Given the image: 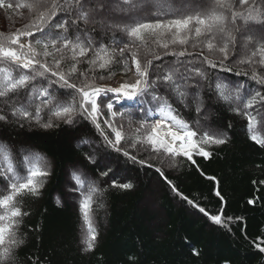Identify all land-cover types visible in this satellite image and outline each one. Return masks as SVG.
<instances>
[{
  "label": "trees",
  "instance_id": "1",
  "mask_svg": "<svg viewBox=\"0 0 264 264\" xmlns=\"http://www.w3.org/2000/svg\"><path fill=\"white\" fill-rule=\"evenodd\" d=\"M163 1L170 3L169 0ZM32 2L34 0H2L0 11L5 13V17L0 14V33L23 30L33 19L34 10L18 5ZM231 2L234 7H240L239 0ZM256 5L264 9V0H256ZM188 10L185 12L195 11L191 5ZM154 13L147 18L137 14L130 24L137 20L155 22L170 18L163 15L157 17ZM116 14L120 18L127 13ZM240 22L237 21L238 24ZM253 24L264 31V24ZM107 34L103 35L99 28L90 30V35L98 42L115 49L113 41H119V45L129 42L127 35L118 29ZM38 36L27 39L34 40ZM252 37L249 54L258 44L264 43V33ZM153 39L146 36L148 43L139 50L143 64L152 61L150 81L156 79L157 65L176 59L171 55L155 59L152 49L159 53L165 50L152 43ZM175 47L180 49L179 45ZM185 47L192 55L182 57L186 59L184 61H193L197 68H204L211 81L215 82L219 77L230 88L240 86L242 96L256 91L264 95V86L249 78L250 70L248 76L235 74L237 66L233 65V61L244 54L240 48L236 47L235 53L226 62V67H232L233 71L224 72L201 63L208 55L206 49H203L202 55L200 48L191 47V41ZM124 56L127 58V69L117 52L119 62L110 69L89 72V65L83 62L78 69L88 72L89 76L95 75L96 83L102 85L132 72L130 53L126 51ZM176 66L184 71L183 64ZM239 67L248 69L247 65ZM256 70L264 74V67L258 64ZM79 71L72 77L73 82L79 83L83 79ZM99 76L105 79L101 80ZM202 83L200 97L209 103L216 100L210 105L214 110L210 117H198L193 104L185 107L175 100L172 103L193 128L199 121L201 131L215 132L225 138L226 143L206 145L210 157L194 156L195 163L183 157L177 158L175 166L170 165L167 159L161 162L150 148L145 149L139 144L136 148L129 147L128 141L120 146L122 151L117 152L105 144L95 126L83 116L74 117L72 123L53 119V127L45 129L35 123L17 120L8 107L5 113L1 106L3 103H0L3 110L0 114L7 116V122L0 121V146L10 149L17 169L23 170L25 156H39L45 164L49 162V175L44 179L40 194L23 198L22 210L27 215L18 229L23 244L14 253L15 259L10 264H264V253L256 247L257 244L264 247V146L249 138L248 121L232 110L235 105L218 99L207 82ZM196 90L193 89L190 94ZM72 93V89H58L57 94L70 100ZM24 95V92L20 93L21 101ZM110 98L101 97L98 103L110 102ZM140 99L143 102L140 105L116 106L115 109L137 122L141 119L148 121L146 113L155 105L149 103L150 95ZM101 111L103 120L110 118L106 107L102 106ZM249 111L257 116V132L264 137V102H258ZM43 115L45 121L49 119L47 112ZM102 118L101 126L111 138L112 134ZM124 150L135 156L137 161L145 163L129 159L123 154ZM105 172L107 175L103 174ZM73 174L94 182L104 190L94 205L98 235L92 251H85L81 242L84 225L79 210L80 194L75 190L77 186ZM113 180L117 184L130 183L132 187L127 190L112 187ZM6 183L0 176V188ZM100 204L103 207H99ZM194 205L204 208L208 215ZM211 215H221L222 223L213 222L209 218Z\"/></svg>",
  "mask_w": 264,
  "mask_h": 264
},
{
  "label": "snow or ice",
  "instance_id": "2",
  "mask_svg": "<svg viewBox=\"0 0 264 264\" xmlns=\"http://www.w3.org/2000/svg\"><path fill=\"white\" fill-rule=\"evenodd\" d=\"M144 3L147 0H34L32 3L19 4L18 7L34 10V17L23 30L0 33V103L6 105L17 120L35 123L45 129L53 127V119L72 123L74 117L83 116L95 126L105 144L117 152L122 151L119 147L121 142L128 141L129 147L136 148L139 144L145 149L150 148L161 162L167 159L170 165L175 166L177 158L183 157L195 163L194 156L210 157L206 145L226 143V139L215 132L201 131L199 121L197 127L193 128L172 103L175 100L187 107L188 98L192 95L196 111L200 112L202 103L199 102V92L190 94L188 89L202 88V82H207L208 88L218 99L234 104L232 110L247 119L249 138L264 146V137L257 132V116L249 111L258 102H264V95L256 91L246 92L242 96L240 86L230 88L219 77L213 82L204 68L195 67L193 61L184 62L180 59L192 55L185 47L191 41V47L200 48L202 55L203 49L208 52L201 63L214 70L233 71L232 67H226V62L235 53L238 34L243 33L237 21H243L245 27L249 23L264 24V9L256 5V0H239V8L234 7L231 0H211L209 6L192 12L181 11L170 3H157L153 5L156 9L154 14L170 18L157 19L155 22L137 20L125 25L112 22L115 13L139 11ZM8 7L11 8L12 4L9 3ZM98 28L105 32L119 29L129 38V42L123 43L119 52L125 69L128 63L124 54L126 51L130 53L139 76L134 83L105 87L96 83L95 75L89 76L88 72L79 71L78 65L82 62L89 65V72L110 69L119 62L114 47L98 42L90 35V30L96 31ZM37 34L39 36L34 40L25 39ZM146 36L153 37L152 43L165 50L159 53L152 49L151 54L155 59H161L162 55L176 57L175 64L166 68L157 65L156 79L151 81L149 70L152 61L148 60L142 65L139 56V50L148 43ZM252 41L250 35L243 37L244 54L233 61V65L237 66L235 74L248 76L250 70L249 78L264 86V74L256 70L257 64L264 67V43L258 44L249 54L248 46ZM177 45L180 46L179 50L175 47ZM89 53L92 55L89 56ZM85 57L87 59H82ZM177 64L184 65L183 72ZM241 65H247L248 69L239 67ZM78 71L83 79L76 83L72 77ZM99 79L105 77L99 76ZM54 85L57 87L54 88ZM58 89H72L70 100L62 99L57 94ZM21 92L25 93L23 101ZM108 93H112L117 100L130 101L150 95L149 103L155 107L146 115H155L156 120L148 123L146 119H141L134 133H125L124 126L118 127L115 123L117 117L123 119L125 113L113 111L112 102L98 103V98ZM102 106L107 108L110 117L104 119L103 124L110 129L114 138H110L101 126ZM45 112L49 117L46 121ZM0 121L7 122V116L0 114ZM131 123L129 117V125ZM123 154L134 162L145 163L130 156L127 150ZM0 165V176L7 181L0 188V264H10L15 259L14 253L23 244L18 236L23 217L27 215L22 210L23 198L38 196L49 172L43 158L39 156H25L23 170H18L7 146H0ZM157 171L163 175L160 168ZM103 174L107 175L106 172ZM73 180L77 186L75 190L80 194L79 210L84 225L81 242L85 251H92L98 235L94 223V205L104 190L77 174H73ZM111 186L124 190L132 187L130 183L117 184L115 180ZM98 206L103 207L102 204ZM199 211L208 215L202 207H199ZM209 218L217 224L222 223L221 215H211ZM256 247L264 253V247L260 244Z\"/></svg>",
  "mask_w": 264,
  "mask_h": 264
},
{
  "label": "rangeland",
  "instance_id": "3",
  "mask_svg": "<svg viewBox=\"0 0 264 264\" xmlns=\"http://www.w3.org/2000/svg\"><path fill=\"white\" fill-rule=\"evenodd\" d=\"M170 1V3L175 7V8H177V9H179V10H181V11H190V10H188L189 9V7H190V5L192 6V8L196 11V10H198V9H200V8H203L202 6H204V5H208L209 3H210V1L211 0H169ZM141 2H142V0H141ZM157 3H165L163 0H147V3H144V5H143V7L138 11V12H136V11H133V12H131V13H127L125 16H123V17H120V18H118L117 16V14L115 13L114 15H113V23H116V24H119V25H125V24H130V22L132 23L133 22V18H135V16H137V14H140V17H146L147 18V16H151V14H153V12H155L156 11V9L153 7V5H155V4H157ZM192 11V10H191ZM0 14H2L3 16L5 15V13L4 12H2V11H0ZM21 14H19V16H20ZM25 15H27V14H25ZM5 17V16H4ZM18 17V16H17ZM239 25L242 27V29H243V33L242 34H238V43H237V45H236V47H237V49L238 48H240L241 50H242V44H243V37L244 36H248V35H252V36H256V35H259V34H261V33H264V31H262V30H258L257 28H256V25H254L253 23H249L246 27L243 25V21L242 22H240L239 23ZM114 30V29H113ZM113 30H111V32H113ZM102 31V30H101ZM118 31H120L119 29H118ZM105 31H102V33H103V35L104 34H107V33H109L108 31H106V33H104ZM108 35V34H107ZM114 44V43H113ZM115 47H116V52L117 53H120L119 52V49L123 46V44L122 45H117V44H115L114 45ZM181 59V61H184V60H186L185 58H180ZM183 59V60H182ZM130 62H131V64H132V74L131 75H133L134 76V78H138L139 79V76L137 75V73H136V70H135V67H134V64H133V61H132V59H131V56H130ZM172 62H176V59L175 60H173ZM172 62H170V61H164L163 63V66L166 68V67H168ZM184 62H187V61H184ZM141 63H142V61H141ZM142 65H143V63H142ZM194 66H195V63H194ZM196 67V66H195ZM134 78H131V79H128V78H120L117 82H115L113 85H112V87H118L123 81V83H126L127 82V84H132V82L134 83L135 82V79ZM125 79V80H124ZM114 82V81H113ZM203 90V88H198L197 90H196V92H199V102L200 103H202V108H201V111L200 112H197V116L198 117H200V116H202V118H205L206 119V117L208 118V117H210V115H212L213 113H214V110H213V107H210V105H212L213 104V102L215 103V101L216 100H214L213 102L212 101H210V103L208 102V101H206V100H204V99H202L201 97H200V95H201V91ZM188 91H189V93H190V91H193V89L192 88H189L188 89ZM101 97H111V94L110 93H108L106 96L105 95H102ZM100 97V98H101ZM100 98H98V100L100 99ZM112 101V100H111ZM110 101V102H111ZM118 101V100H117ZM141 103H143L142 101H140ZM191 104H193V105H195V107H196V102L194 101V97L192 96V95H190L189 96V98H188V106H190ZM3 108H4V112L5 113H7L8 112V109H7V106L6 105H4V104H2L1 105ZM202 110H204V111H202ZM113 111H116V109H115V106H114V108H113ZM103 116V115H102ZM129 117H131V116H129L128 114H125V116H124V118L123 119H121L120 117H117V119H116V121H115V123H116V125L119 127L120 125H123L124 126V132L125 133H127V132H134V130L136 129V128H138L139 127V123L137 122V121H135L132 117H131V120H132V123L129 125ZM102 118V117H101ZM102 120H103V118H102ZM109 131H110V129H109ZM111 132V131H110ZM111 138H114V137H111ZM124 142H127V141H122L121 142V145H124L123 143ZM120 145V146H121ZM119 146V147H120ZM45 166H46V168L47 169H49V162H46V164H45ZM68 186V185H67ZM69 189V188H68ZM67 196L69 195L70 196V194L68 193V194H66ZM68 196V197H69ZM102 222H103V220H102ZM94 223L95 224H97V220H96V217H94Z\"/></svg>",
  "mask_w": 264,
  "mask_h": 264
},
{
  "label": "bare ground",
  "instance_id": "4",
  "mask_svg": "<svg viewBox=\"0 0 264 264\" xmlns=\"http://www.w3.org/2000/svg\"><path fill=\"white\" fill-rule=\"evenodd\" d=\"M123 82H124V81H123ZM123 82H122V83H123ZM132 83H133V82H132Z\"/></svg>",
  "mask_w": 264,
  "mask_h": 264
}]
</instances>
